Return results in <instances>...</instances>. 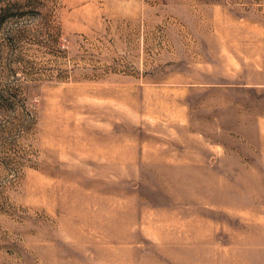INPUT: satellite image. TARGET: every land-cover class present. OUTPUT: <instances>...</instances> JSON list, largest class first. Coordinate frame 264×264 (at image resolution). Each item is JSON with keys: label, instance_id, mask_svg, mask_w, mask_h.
Returning a JSON list of instances; mask_svg holds the SVG:
<instances>
[{"label": "rangeland", "instance_id": "obj_1", "mask_svg": "<svg viewBox=\"0 0 264 264\" xmlns=\"http://www.w3.org/2000/svg\"><path fill=\"white\" fill-rule=\"evenodd\" d=\"M0 264H264V0H0Z\"/></svg>", "mask_w": 264, "mask_h": 264}]
</instances>
